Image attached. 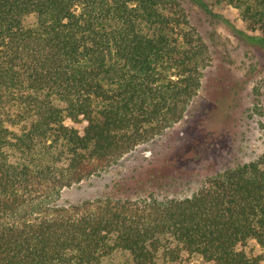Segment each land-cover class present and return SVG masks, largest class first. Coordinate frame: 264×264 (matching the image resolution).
<instances>
[{
    "label": "trees",
    "instance_id": "16d2710c",
    "mask_svg": "<svg viewBox=\"0 0 264 264\" xmlns=\"http://www.w3.org/2000/svg\"><path fill=\"white\" fill-rule=\"evenodd\" d=\"M189 3L264 50V0H0V264H264V151L186 197L165 172L138 197L57 202L187 115L213 60ZM231 82L223 109L264 119Z\"/></svg>",
    "mask_w": 264,
    "mask_h": 264
},
{
    "label": "rangeland",
    "instance_id": "374dc122",
    "mask_svg": "<svg viewBox=\"0 0 264 264\" xmlns=\"http://www.w3.org/2000/svg\"><path fill=\"white\" fill-rule=\"evenodd\" d=\"M187 6L196 10L195 19L213 55L212 64L204 71L203 88L187 115L164 135L138 146L100 175L66 188L58 198L59 204H72L107 193L135 197L148 194L151 174L165 172L179 175L169 192L171 197L190 196L200 187L204 174L235 159L254 160L264 151V119L253 116L240 120L218 101L222 88H230L234 84L231 80L238 79L248 83L244 85L242 98L236 102L248 109L264 105V50L238 40L222 19L200 12L191 3ZM213 8L229 24L252 33L236 10L224 6ZM127 258V254L120 253L106 264H123ZM192 264L212 263L195 258Z\"/></svg>",
    "mask_w": 264,
    "mask_h": 264
}]
</instances>
